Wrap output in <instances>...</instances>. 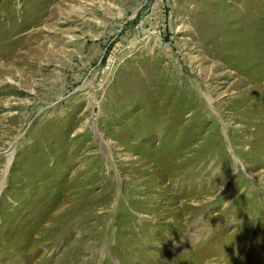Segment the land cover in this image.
Wrapping results in <instances>:
<instances>
[{
	"label": "rangeland",
	"instance_id": "rangeland-1",
	"mask_svg": "<svg viewBox=\"0 0 264 264\" xmlns=\"http://www.w3.org/2000/svg\"><path fill=\"white\" fill-rule=\"evenodd\" d=\"M0 264H264V0H0Z\"/></svg>",
	"mask_w": 264,
	"mask_h": 264
},
{
	"label": "water",
	"instance_id": "water-1",
	"mask_svg": "<svg viewBox=\"0 0 264 264\" xmlns=\"http://www.w3.org/2000/svg\"><path fill=\"white\" fill-rule=\"evenodd\" d=\"M13 146V145H12ZM13 148V147H12Z\"/></svg>",
	"mask_w": 264,
	"mask_h": 264
}]
</instances>
